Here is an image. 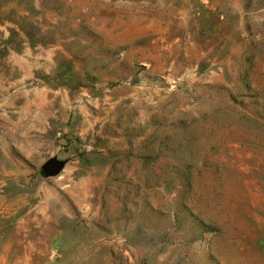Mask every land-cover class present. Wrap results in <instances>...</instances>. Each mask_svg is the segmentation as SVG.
<instances>
[{
	"label": "rangeland",
	"instance_id": "obj_1",
	"mask_svg": "<svg viewBox=\"0 0 264 264\" xmlns=\"http://www.w3.org/2000/svg\"><path fill=\"white\" fill-rule=\"evenodd\" d=\"M0 264H264V0H0Z\"/></svg>",
	"mask_w": 264,
	"mask_h": 264
},
{
	"label": "water",
	"instance_id": "obj_2",
	"mask_svg": "<svg viewBox=\"0 0 264 264\" xmlns=\"http://www.w3.org/2000/svg\"><path fill=\"white\" fill-rule=\"evenodd\" d=\"M64 165V161L57 160L56 158H51L41 165L40 170L44 177H54L61 172Z\"/></svg>",
	"mask_w": 264,
	"mask_h": 264
}]
</instances>
